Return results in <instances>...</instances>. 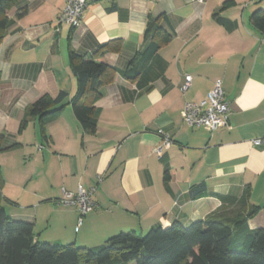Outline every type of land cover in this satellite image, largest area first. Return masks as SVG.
<instances>
[{"label": "crops", "instance_id": "1", "mask_svg": "<svg viewBox=\"0 0 264 264\" xmlns=\"http://www.w3.org/2000/svg\"><path fill=\"white\" fill-rule=\"evenodd\" d=\"M66 1L17 0L6 12L0 134L2 148L13 146L0 151L6 214L32 222L38 241L50 231L48 243L91 247L119 232L187 227L234 207L217 196L245 197L246 210L260 208L247 227L264 228V33L249 20L264 0H85L76 28L57 23ZM148 17L171 37L151 62L152 72L164 64L162 76L142 89L121 72L143 47ZM106 44L117 73L93 105V133H84L70 105L43 129L36 119L20 129L41 96L75 94L70 51L88 56ZM217 79L228 125L213 132L188 127L184 104L201 101ZM165 136L171 145L157 157L153 150ZM167 169L172 176L164 182ZM201 183L213 195L190 199L189 189ZM79 189L94 190L93 210L84 216L77 204L61 202Z\"/></svg>", "mask_w": 264, "mask_h": 264}, {"label": "trees", "instance_id": "2", "mask_svg": "<svg viewBox=\"0 0 264 264\" xmlns=\"http://www.w3.org/2000/svg\"><path fill=\"white\" fill-rule=\"evenodd\" d=\"M16 1L0 0V44L9 25L6 12ZM113 8L114 5L110 10ZM249 20L256 30L264 33V7L253 12ZM157 21L158 18L151 21L148 17L143 47L121 72L124 79L136 82L142 89L149 87L164 71V64L151 71V62L158 58V50L171 37ZM108 46L102 45L88 56L70 51L68 62L76 80L75 94L69 99L63 92L55 98L41 96L26 109L20 129L29 119H36L43 129L66 105H70L84 133H93L96 127L93 105L101 96V89L111 83L117 73L106 61ZM3 138L0 134V151L13 148H2ZM171 176L172 169H167L164 182ZM210 195L213 194L203 183L193 185L188 191L192 200ZM217 198L222 205L233 204L234 207L230 210L221 208L187 227L175 222L145 233L119 232L102 244L79 247L39 242L32 222L13 219L6 214L0 191V264H264V228L251 230L246 224L260 208L252 205L246 210L245 197L240 200L225 196Z\"/></svg>", "mask_w": 264, "mask_h": 264}, {"label": "built area", "instance_id": "3", "mask_svg": "<svg viewBox=\"0 0 264 264\" xmlns=\"http://www.w3.org/2000/svg\"><path fill=\"white\" fill-rule=\"evenodd\" d=\"M194 3L202 4L204 0H189ZM86 6L85 0H67L64 8L61 10L57 23L65 24L71 28H76L82 20V12ZM191 81V76L185 77L184 84L180 87L185 92ZM223 89L221 80L214 81L211 90L199 102L188 101L184 104L183 121L192 129L206 128L210 132L223 128L228 125L229 107L223 98ZM255 141L254 144H259ZM171 145L170 139L165 136L160 145L154 148L157 157H161L163 151ZM94 190L84 191L79 189L76 195L64 193L61 202L77 204L81 216L92 211L94 204L91 200V194Z\"/></svg>", "mask_w": 264, "mask_h": 264}, {"label": "rangeland", "instance_id": "4", "mask_svg": "<svg viewBox=\"0 0 264 264\" xmlns=\"http://www.w3.org/2000/svg\"><path fill=\"white\" fill-rule=\"evenodd\" d=\"M1 162H4V160H2ZM39 229H40V227L37 230H39ZM145 232L146 231H144L142 233H145ZM51 239H52V236H51V232L50 231H47V232L42 231L40 239H39L40 240L39 242H50ZM100 244H102V243H100ZM97 245H99V244H97ZM93 246H96V245H93Z\"/></svg>", "mask_w": 264, "mask_h": 264}]
</instances>
